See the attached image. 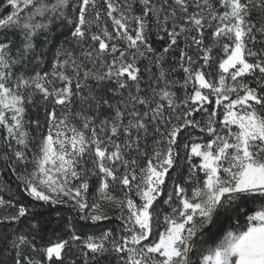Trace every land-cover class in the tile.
<instances>
[{"label": "snow or ice", "instance_id": "obj_1", "mask_svg": "<svg viewBox=\"0 0 264 264\" xmlns=\"http://www.w3.org/2000/svg\"><path fill=\"white\" fill-rule=\"evenodd\" d=\"M0 264H264V0H0Z\"/></svg>", "mask_w": 264, "mask_h": 264}]
</instances>
